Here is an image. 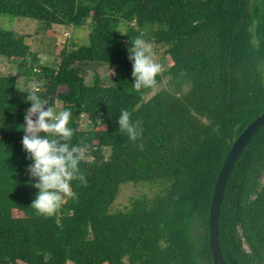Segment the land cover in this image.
<instances>
[{
	"label": "trees",
	"instance_id": "1",
	"mask_svg": "<svg viewBox=\"0 0 264 264\" xmlns=\"http://www.w3.org/2000/svg\"><path fill=\"white\" fill-rule=\"evenodd\" d=\"M0 13L91 25L87 44L57 45L49 64L0 28V56L17 64L0 76V264H214V186L235 140L264 114V0H0ZM135 38L166 46L167 68L140 91L128 51ZM164 76L169 88L156 91ZM19 77L41 90L45 108L72 111L71 143L91 157L81 163L87 187L73 182L78 199L53 217L30 206L37 189L20 128L30 86ZM122 109L143 122L142 148L119 131ZM146 183L158 187L152 197L111 210L122 184ZM218 244L225 264H264V126L227 180Z\"/></svg>",
	"mask_w": 264,
	"mask_h": 264
},
{
	"label": "clouds",
	"instance_id": "2",
	"mask_svg": "<svg viewBox=\"0 0 264 264\" xmlns=\"http://www.w3.org/2000/svg\"><path fill=\"white\" fill-rule=\"evenodd\" d=\"M131 45L128 51L132 61L133 87L140 91L155 86L162 65L156 62L152 44L143 38H135ZM24 93L31 106L26 109L24 123L20 127L24 132L21 145L26 153L25 159L30 161L25 170L32 187L37 189L30 206L39 215L53 217L69 199H78L73 182L87 187L81 163L90 162L91 157L87 154V145L71 143L74 129L70 126L73 117L70 109L57 111L53 106L45 108L48 101L41 98V90L35 85ZM97 123L103 124L100 119ZM117 123L119 131L127 136L130 143L143 147L142 143H138L143 134L142 121L133 120L131 113L122 109Z\"/></svg>",
	"mask_w": 264,
	"mask_h": 264
},
{
	"label": "rangeland",
	"instance_id": "3",
	"mask_svg": "<svg viewBox=\"0 0 264 264\" xmlns=\"http://www.w3.org/2000/svg\"><path fill=\"white\" fill-rule=\"evenodd\" d=\"M0 28L16 38L24 37L23 42L31 53H36L39 63H52L54 60L55 47L65 42H73L78 46L88 43L90 32V21L86 20L81 26H48L37 20L30 18L15 17L8 14L0 13ZM144 39V38H143ZM153 46L156 62L162 65V70L167 68V62L164 59V50L166 46L148 41ZM17 64L8 62L5 57L0 56V76L15 75ZM99 75L104 82H110L113 78V71L107 66L99 70ZM92 73V72H91ZM94 73V72H93ZM18 84L20 88L27 89L31 83L24 85V79L19 77ZM169 77L164 76L162 83L156 88V91L162 88H169ZM54 108L60 111L61 103L56 102ZM85 116H81V120H85ZM158 187L149 183L146 184H122L119 193L111 205L112 211L125 210L129 205L131 197L140 196L142 194L152 197ZM67 264H73L67 262Z\"/></svg>",
	"mask_w": 264,
	"mask_h": 264
},
{
	"label": "water",
	"instance_id": "4",
	"mask_svg": "<svg viewBox=\"0 0 264 264\" xmlns=\"http://www.w3.org/2000/svg\"><path fill=\"white\" fill-rule=\"evenodd\" d=\"M264 126V114L250 123L235 140L219 171L209 213V244L214 264H225L218 244V218L224 189L234 164L247 142Z\"/></svg>",
	"mask_w": 264,
	"mask_h": 264
}]
</instances>
